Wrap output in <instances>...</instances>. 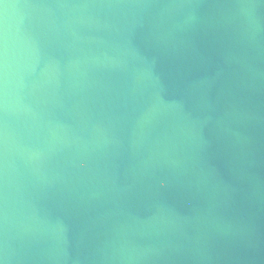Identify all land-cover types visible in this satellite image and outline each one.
Here are the masks:
<instances>
[{"label":"water","instance_id":"1","mask_svg":"<svg viewBox=\"0 0 264 264\" xmlns=\"http://www.w3.org/2000/svg\"><path fill=\"white\" fill-rule=\"evenodd\" d=\"M0 264H264V0H0Z\"/></svg>","mask_w":264,"mask_h":264},{"label":"clouds","instance_id":"2","mask_svg":"<svg viewBox=\"0 0 264 264\" xmlns=\"http://www.w3.org/2000/svg\"><path fill=\"white\" fill-rule=\"evenodd\" d=\"M7 56H8V49H7V41L5 40L3 45V67H4L5 77L7 76Z\"/></svg>","mask_w":264,"mask_h":264}]
</instances>
